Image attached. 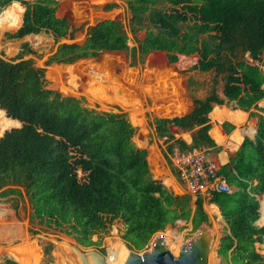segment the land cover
<instances>
[{"label":"trees","instance_id":"trees-1","mask_svg":"<svg viewBox=\"0 0 264 264\" xmlns=\"http://www.w3.org/2000/svg\"><path fill=\"white\" fill-rule=\"evenodd\" d=\"M13 1L24 7L21 22L4 35L22 39L41 31L52 34L57 45L45 65L125 51L133 67L167 64L187 75L215 73L212 91L204 98H192L186 114L146 115L151 134L163 139L165 164L177 177L170 159L174 146L221 149L208 133L213 104L234 102L249 116L258 117L254 137L246 136L218 171L234 189L211 191L208 201L220 208L228 229L217 249L221 264H264L256 247L264 243V226L255 224L256 196L264 191V116L259 113L264 108L258 106L264 98L260 66L264 0H124L125 21L97 18L91 25L87 20L74 25L69 16L60 14L58 0H0V12ZM13 5L22 11L19 3ZM120 6L111 1L102 9ZM78 32L84 34L81 41L74 40ZM25 53L36 54L28 42L21 44L16 60L0 56V108L10 117L4 119L8 123L2 130L21 123L0 137V202L11 200L15 212L20 205L27 209L30 233L50 230L81 247L99 246L100 235L116 221L121 224L120 239L139 252L169 225L181 223L186 228L190 223L194 232L209 224L202 194H174L161 179L153 178L148 159L156 165L157 148L149 147L147 159V149L133 141L137 128L126 112L117 106L103 111L84 105L83 97L48 81L46 68L23 58ZM239 53H248L252 62L240 60ZM218 77L224 97L214 89ZM222 112L215 106L211 117ZM222 126L225 131L234 128L229 122ZM195 127L191 144L173 134ZM50 248L46 246L44 254ZM99 251L104 253L103 248ZM0 264L21 263L6 258Z\"/></svg>","mask_w":264,"mask_h":264},{"label":"rangeland","instance_id":"rangeland-1","mask_svg":"<svg viewBox=\"0 0 264 264\" xmlns=\"http://www.w3.org/2000/svg\"><path fill=\"white\" fill-rule=\"evenodd\" d=\"M58 1L60 4V14L69 16L74 25H79L84 20H87L89 25H91L94 24L97 18L120 17L122 20H126L124 0ZM111 1H117L121 6L111 11H103L102 5ZM14 3H19L22 7V11L20 8L18 10L16 9L15 21L10 27L0 28V56L9 61L16 60L20 53L21 44L23 42H28L30 48L34 50L36 54L25 53L23 58H32L37 66L45 67V76L48 81L58 84L64 91L70 94L83 97V104L88 107L103 111L112 110L113 107L116 106L121 108L122 111L128 114L129 120L137 128V133L133 137L135 144L144 146L148 152L150 146H155L157 148L158 157L156 158V165L150 164L152 175L155 178L164 179V183L169 186L171 190L170 184L165 181V176L167 174L169 175V171L167 170L162 153L159 151L160 148L165 145L163 144V139L152 136V130L148 124L146 115L148 114L149 117H165L185 111L191 105L192 98H204L212 91V79L215 73L210 71L187 75L167 64H155L152 66L139 64L133 67L129 65V54L125 51H105L98 57L83 58L72 64L52 63L50 65H45V60L53 53L57 45L52 34L41 31L38 34L27 35L22 39H10L5 37L4 34L6 32H13L21 22V19L19 21V17L21 14L22 18L24 7L19 1H13L3 8L0 12V18L7 16L8 9L12 8L11 5ZM83 36V33L78 32L74 40L81 41ZM60 41L69 40L60 39ZM129 42V45L134 46L133 41ZM131 42L133 44H131ZM239 59L249 63L252 62L248 53H239ZM92 65L100 68V71L105 70L104 72L107 78L91 68ZM260 66L264 71V54ZM217 80L218 82L214 86V89L221 96L223 81L221 77H218ZM113 98L116 99L112 101L111 99ZM261 102H263L262 106L264 107V99ZM230 105L234 107V103ZM229 110L223 108L221 116L217 118L222 119L224 117L235 121L236 128L234 131L246 130L248 133L245 134L252 136L256 131L257 117L246 116V118L244 117V119L241 120L245 114L244 112L232 108H229ZM7 118L10 117L0 108V129H3L8 123L4 120ZM15 127L16 124H13L4 131ZM213 130H218L221 137L218 142H223L227 145L230 136H223L219 126H213L211 132ZM190 132L192 133L193 131H188V134L184 135V137L189 139ZM231 133L234 132L232 131ZM150 137L152 145L149 143ZM221 143L220 145L223 146ZM236 148L237 147H234V145L230 148H226L225 145L223 146L226 156L232 154V151ZM206 151L209 155L219 160L215 157L216 152L214 150L207 148ZM220 161H223V159L221 158ZM183 187L185 186L183 185ZM258 198L260 199V213L262 211L264 214V193L259 195ZM205 209L210 216V223L203 226L208 228L211 232L213 242L209 252L208 264H221L222 260L220 261V256L217 255L216 244L221 234L226 232L225 222L216 214L218 213L216 206L214 208L210 206L207 198L205 201ZM259 223L264 226V223L260 221V219ZM27 227V209H25L23 205H20L18 212H15L12 207V201L2 198L0 202V261L5 258H14L22 264H51L53 263L52 253L57 248L53 242L55 238L59 241L61 240L60 243L63 244L66 243L62 239H66L68 243L75 246L73 240L64 234L54 233L50 230H39L38 233L32 234L27 230ZM120 227L121 224L114 221L110 227L100 235L101 244L99 246L82 247V251H99V249L103 248L104 253L102 254H108V249L112 244H123L119 236ZM181 227V223L176 224V226L169 225L164 231L156 233L151 241H153L157 235H162L165 239H170L173 246L172 250L175 252V250L183 245L187 239H193L198 232H192L189 224L186 228ZM36 228L39 227L36 226ZM168 232H176L178 235L174 236L167 234ZM179 241H181V243ZM46 246H50L51 248L47 254H44V248ZM256 247L257 250L264 255V243L257 244Z\"/></svg>","mask_w":264,"mask_h":264},{"label":"water","instance_id":"water-1","mask_svg":"<svg viewBox=\"0 0 264 264\" xmlns=\"http://www.w3.org/2000/svg\"><path fill=\"white\" fill-rule=\"evenodd\" d=\"M217 208L220 213V208L218 206ZM220 217L224 220L221 213ZM60 241L56 238L53 241L57 248L52 253L53 263L51 264H208L212 245L209 229L202 225L194 239L181 245L175 252L172 250L170 239H165L162 235H157L150 248L141 252L129 249L122 241L126 248L123 244H118L116 250L119 258L116 262L110 263L107 259L108 254L103 255L97 250L82 251V247L74 241L75 246L68 242L62 244ZM219 244L220 238L217 240L216 248ZM219 260L221 261L222 258L220 257Z\"/></svg>","mask_w":264,"mask_h":264},{"label":"built area","instance_id":"built-area-1","mask_svg":"<svg viewBox=\"0 0 264 264\" xmlns=\"http://www.w3.org/2000/svg\"><path fill=\"white\" fill-rule=\"evenodd\" d=\"M170 159L172 166L178 172L180 182L189 193L208 196L211 191H231L226 178L218 173V162L208 156L205 147L197 146L182 150L174 146ZM190 240L192 239H187L185 243ZM151 243L152 241L148 243L146 249L150 248Z\"/></svg>","mask_w":264,"mask_h":264},{"label":"crops","instance_id":"crops-1","mask_svg":"<svg viewBox=\"0 0 264 264\" xmlns=\"http://www.w3.org/2000/svg\"><path fill=\"white\" fill-rule=\"evenodd\" d=\"M115 2H117V1H115ZM124 2V1H123ZM107 3V2H106ZM119 3V2H118ZM105 4V3H104ZM12 6H14V5H12ZM11 7V6H10ZM19 7V6H18ZM20 8V7H19ZM116 9V8H115ZM105 19V18H104ZM263 88H264V86H263ZM221 97H224V95H223V92H222V94H221ZM264 99V98H263ZM262 99V100H263ZM261 100V101H262ZM259 102L258 103V106H260V107H263L262 106V104L261 103H263V102ZM231 103H234V102H230L229 104H221V105H219V104H213V107H212V110L209 112V114H208V117H209V124H210V129H209V131H208V133H209V135H210V137L214 140V142L216 143V145L217 146H220L221 147V149L220 150H218V151H216V150H214L215 152H216V154H215V157L216 158H218L219 160H217V159H215L214 157H212L211 155H209L208 153V156H210L211 158H213L214 160H216L217 162H218V164H219V169H220V166L221 165H224V164H226V163H228L229 162V158H230V156L231 155H234V153L239 149V147H240V145H241V143H242V141H243V139L247 136V137H250V138H253L254 137V135H255V133H256V131H255V133L252 135V136H250L249 134H245V133H243V135H242V139L240 140V142H238V143H236V144H232V145H226L225 143H221V142H218L212 135H211V129L213 128V126H219V128H220V130H221V133L223 134V136H225V137H229L231 134H233V133H231L232 131L233 132H235L234 131V129L236 128V126H235V121H233V120H231V119H229V118H222V119H219V118H212L211 117V112L213 111V109L215 108V106H218V107H222V108H226V109H228L229 110V108H232V109H238V110H241L240 108H238V107H236L235 106V103H234V107H232L230 104ZM264 108V107H263ZM191 109V105L185 110V111H183V112H181V113H179V114H176V115H173V116H181V115H184V114H186L189 110ZM252 110L253 111H257V109H255V108H252ZM229 111H231V110H229ZM241 111H243V110H241ZM245 114L243 115V117L241 118V120L242 119H244V117L246 118V116H249V112H245V111H243ZM259 113H261L263 116H264V112L263 111H260ZM165 117H172V116H165ZM250 117H257V116H250ZM224 122H229V123H231L232 125H234V128L233 129H231L230 131H225L224 130V128H223V126H222V124L224 123ZM257 123H258V117H257ZM136 127V126H135ZM256 129H257V124H256ZM198 130V127H195L194 129H192V130H189V131H193L192 133L190 132L189 133V139H187L186 137H184V135H186V134H188V131H183V130H180V131H173V134H174V136H175V138H181V139H183L187 144H191V142H192V136H193V134L196 132ZM214 131V130H213ZM239 131V130H238ZM240 131H242V130H240ZM217 132H218V130H217ZM151 133H152V131H151ZM231 133V134H230ZM219 134V133H218ZM181 135H183V136H181ZM153 136V135H152ZM151 143H152V141H151ZM150 143V144H151ZM220 143L221 144H223V146L225 145V147L226 148H230V147H233V145H234V147H237L235 150H233L232 151V154H230L229 156H226V153H225V151L223 150V146L222 145H220ZM152 145V144H151ZM138 146V145H137ZM139 147H144V146H139ZM151 147V146H150ZM213 150V149H212ZM148 151V150H147ZM159 151H161V149L159 150ZM157 154H158V152H157ZM222 154H224V155H222ZM148 155H149V152H148V154H147V159H148ZM227 157H228V161H227ZM221 158L223 159V161H220L221 160ZM148 163H149V168H150V172H151V174H152V168H151V163H150V161H149V159H148ZM154 165V164H153ZM166 167H167V170L169 171V175L167 174L165 177H166V179H165V181H167L169 184H170V187H171V190H170V188H169V186H167L165 183H164V179H162V178H157V179H161L162 181H163V183L166 185V187L168 188V190L169 191H171V192H173L174 194H184V193H187L188 191L185 189V187H183V185L180 183V181H179V178L177 177V176H175L172 172H171V170L169 169V167L166 165ZM153 176V175H152ZM153 178H155L154 176H153ZM234 189V187H232L231 186V191ZM262 193H264V191L263 192H261L260 194H258L257 196H256V198L258 199V202H259V208H258V212H259V217H258V219L256 220V222H255V224H257L258 226H263V225H261L260 223H259V219H260V199L258 198V196L259 195H261ZM191 194V193H190ZM193 197H194V195L193 194H191ZM203 195V194H202ZM203 197L205 198V201H206V198H207V201H208V196H204L203 195ZM208 203L210 204V206H212L213 208L216 206L217 207V205L216 204H214V203H211V202H209L208 201ZM214 205V206H213ZM204 209H205V202H204ZM217 210H218V208H217ZM205 211H206V209H205ZM207 212V211H206ZM221 213V212H220ZM220 213H219V210H218V213H216V214H218L219 216H220ZM207 214H208V212H207ZM208 216H209V214H208ZM221 218V217H220ZM224 221V220H223ZM225 222V221H224ZM209 223H210V216H209ZM189 225H190V223H188ZM203 225H206V224H203ZM191 226V225H190ZM225 226H226V223H225ZM187 227H188V225H187ZM192 228V227H191ZM226 231H228V229L226 230ZM209 233H210V236H211V232L209 231ZM224 233L225 232H223V235H224ZM212 239V238H211ZM219 239V238H218ZM220 239H221V236H220ZM213 243V242H212ZM218 249V248H217ZM217 249H216V252H217ZM6 259V258H5ZM11 259H13V260H16V259H14V258H11ZM4 260V259H3ZM3 260H1L0 261V263L1 262H3ZM16 261H18V260H16ZM19 262V261H18ZM19 263H21V262H19ZM22 264V263H21Z\"/></svg>","mask_w":264,"mask_h":264},{"label":"bare ground","instance_id":"bare-ground-1","mask_svg":"<svg viewBox=\"0 0 264 264\" xmlns=\"http://www.w3.org/2000/svg\"><path fill=\"white\" fill-rule=\"evenodd\" d=\"M16 9L18 10L19 7L17 5L12 6V8L8 9L7 11V16L0 18V28H7L10 27L13 22L15 21V17H16ZM91 68H93L94 70H96L99 74L104 75V77L107 78V75L105 74V70L100 71V68H98L95 65H92ZM98 75V74H97ZM101 75V76H102ZM103 77V76H102ZM99 80V79H98ZM243 133H248V131L246 130H242V131H235L233 134L230 135L228 141H227V145H232V144H236L237 142H239L242 138ZM250 133V131H249ZM212 136L219 141L221 139L220 135L218 134L217 130H214L211 132ZM223 143V142H222ZM217 208V207H216ZM167 235V234H165ZM65 243H67L68 241L63 240ZM171 242V241H170ZM181 243V241H179ZM178 242V243H179ZM63 244V243H62ZM118 244L121 243H116V244H112L109 249H108V261L110 263L116 262V260L119 258L117 256L118 251L116 250V246ZM172 244V242H171ZM125 247V245H124ZM126 248V247H125ZM128 251V250H127Z\"/></svg>","mask_w":264,"mask_h":264},{"label":"clouds","instance_id":"clouds-1","mask_svg":"<svg viewBox=\"0 0 264 264\" xmlns=\"http://www.w3.org/2000/svg\"><path fill=\"white\" fill-rule=\"evenodd\" d=\"M20 125L17 123L16 124V127H19ZM3 134V130L2 129H0V135H2Z\"/></svg>","mask_w":264,"mask_h":264}]
</instances>
